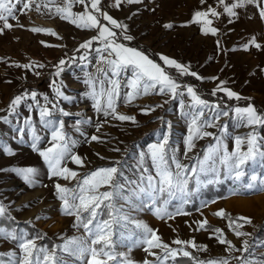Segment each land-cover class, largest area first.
Returning a JSON list of instances; mask_svg holds the SVG:
<instances>
[{
	"label": "rangeland",
	"instance_id": "374dc122",
	"mask_svg": "<svg viewBox=\"0 0 264 264\" xmlns=\"http://www.w3.org/2000/svg\"><path fill=\"white\" fill-rule=\"evenodd\" d=\"M233 2L234 0H225L228 4ZM36 3L42 5L39 12L35 10L34 5L32 10H25V14L17 12L18 22L10 20L13 28L5 30L4 34L0 35V203L7 206L13 221L25 222L42 232L32 237H42L36 240L38 245L53 248L62 245L67 239L85 235L82 227H74L76 223L74 216L63 214V202L55 190L57 183L70 189L75 188L77 180L81 177L99 168L117 166V161L121 162L126 176L136 179L133 165L139 154L141 152L147 154L153 144L162 142L164 136L168 137L169 154L175 149L178 158L191 168L195 160L202 158L207 148L216 141L212 136H206L195 142L196 147L188 153L187 158L183 155L186 150L184 141L188 135L191 119L183 113L196 111L188 107L192 102L187 96L186 89H184V97L175 100L169 95L153 92L137 98L132 103H126L125 94L130 89L126 83H122L120 97L116 101L117 111L134 116L137 123L122 122L111 116L106 118L102 112H97L90 97L91 88L84 83V80L86 73L98 75L97 68L105 66L99 62L100 54L95 51V48L102 45L94 43L89 50L77 51L80 44L97 35L96 31L77 28L69 21L55 15V8L64 7L67 0H56L55 4H49L47 8L43 7L47 0H36ZM209 8L222 13L219 18L210 17L213 20L211 26L218 29L215 36L203 34L201 26L192 22L196 11H206ZM71 11L81 13L84 11V6L74 3ZM102 12L126 25L127 34L133 37L131 41L124 40L121 30L116 29L117 42L142 51L152 60L151 57L155 56L168 74L181 85L193 87L202 99L207 100L211 105L220 106L219 109H204L205 116L201 117L202 120L213 118L217 110L229 112L228 116H221L216 121V127L206 129L219 136L220 126H227L225 143L229 151L234 150L237 136L244 138L253 131L250 127L237 125L233 110L251 104L258 112L264 113V21L260 20L258 9L254 5L236 9L238 15L231 18L223 12L219 0H205L203 4L201 0H142L141 3L132 4L126 0V7L114 4ZM104 23L107 25V21ZM168 24L172 27L166 28L165 25ZM34 27L50 29L56 35L47 32L34 33L31 31ZM253 37L261 44V48L258 49L250 43ZM245 45H248L247 50ZM81 56H86L87 59L80 60ZM160 56H166L187 66L190 72H195L202 79L192 75H181L176 69L165 65ZM73 57L76 58L75 62L72 61ZM61 59L67 63L63 65L64 71L56 76L57 65ZM23 65H31V67L25 68ZM120 79L121 81L131 79V71L123 73ZM221 82L224 88L234 91L241 99H229L223 91H217L213 95V91L221 85ZM61 83L63 84L61 90L70 97L67 101L55 95V88ZM33 91L38 94L36 102L25 98L15 113H10L9 105L13 98L25 93L30 97ZM97 91H99L98 81ZM44 97L70 113L65 117L52 109L53 119L57 122L63 120L64 132L76 142L72 152L83 160V167L75 164L71 159H67L63 165L79 174L76 179L65 180L51 176L44 159L32 148L33 130L41 137L38 145L40 150L52 146L51 129L46 128L41 122L37 106V104L45 106ZM180 99L184 100L183 109L180 106ZM29 104H32L31 110L28 108ZM46 106L50 109L52 107L51 104ZM145 107L155 110L144 114L141 109ZM5 118L8 122H5ZM26 119L31 120V127L24 123ZM78 121L80 123H77ZM98 126H100L99 131ZM255 130L264 137V127H257ZM92 136L100 139L92 141ZM9 150L12 154H9ZM146 164L151 174L155 175L150 159H147ZM29 167L36 170L32 177L35 183L31 186L21 176L10 171L14 168ZM224 172L221 167L220 181L225 180ZM246 172L248 175L255 173L262 176L264 168L258 162L255 164L249 162L246 165ZM200 178L207 180L211 178V174L207 177L201 175ZM244 179L247 181L248 176ZM191 181L195 191V177ZM227 190L228 193L223 197H215L210 201L199 200V208L193 212L184 210L185 203L182 204L179 200L172 201L169 211L175 212L182 204L183 211L187 213V215H176L173 219H158L154 214V207L142 205L139 201H136V206L133 208L125 200L117 198L115 206L122 213L128 214L131 219L157 230L163 242L168 243L172 248L178 247L173 244L175 239L195 241L198 246H207V251L192 248L187 250L198 260L209 261L228 257L229 254L225 251L226 245L219 244L211 231L196 230L199 227L198 222L207 220L210 228L222 229L226 239L239 248L242 239L257 240V233L261 230L260 225L264 221V191L245 190L234 183ZM188 197H185L187 202L190 201ZM221 209L231 216L251 218L252 224H246L242 229L251 235L237 239L229 230L227 221L215 215ZM37 217L41 218L37 219ZM102 218L108 217L105 215ZM1 223H5L6 226L10 221L0 218ZM0 227L4 226L0 225ZM4 228L13 229L9 226ZM21 230L26 232L24 229ZM130 230L136 234L128 239ZM139 234L134 224L114 226L113 239L116 242V252L126 254L135 264H143L145 259L154 260V257L144 252L143 246L134 245L133 242ZM12 251L19 255V249L14 243L0 239V253ZM153 251L162 255L159 249ZM255 253L257 256H262L264 247L256 248ZM58 255L61 256L63 264H85L87 259L82 260L59 251ZM239 255H241L239 252L232 253L233 257ZM4 259L7 260V257ZM231 264H239V262L231 259Z\"/></svg>",
	"mask_w": 264,
	"mask_h": 264
},
{
	"label": "snow or ice",
	"instance_id": "6c2138e0",
	"mask_svg": "<svg viewBox=\"0 0 264 264\" xmlns=\"http://www.w3.org/2000/svg\"><path fill=\"white\" fill-rule=\"evenodd\" d=\"M55 2L56 0H47L43 7L47 8L49 4H55ZM122 2L123 0H115L116 6H119ZM127 2L129 4L141 3L142 0H127ZM74 3L83 5L84 11L78 14L73 13L71 9ZM201 3H205V0H201ZM219 4L223 6V12L230 18L238 15L236 9L254 5L258 9L260 20L264 21V0H234L231 4L225 3V0H219ZM33 5L35 10L39 12L42 5L36 3V0H0V35L4 34L5 30L13 28L10 20L18 22L17 12L25 14V10H32ZM100 5L101 0H67L64 7L57 6L55 8V15L59 16L60 19L69 21L77 28L96 31L97 35L80 44L77 51L80 49L89 50L94 43L102 45V47L95 48V51L100 54L99 62L105 66L97 68L98 75L86 73L84 80V83L91 88L90 97L94 101L96 111L102 112L106 118L111 116L113 119L122 122L136 124L137 121L134 116L121 114L117 111L116 101L120 97L122 83H126V86L130 89L125 94L126 103H132L137 98L150 95L153 92L160 95H169L171 99L175 100L184 97V89H186L187 96L191 98L192 102L188 107L196 109V111L183 113L186 117H191L188 135L184 141L186 150L183 155L187 158L188 153L196 147L195 142L206 136H212L216 143L209 146L203 157L197 158L192 167L189 168L178 158L175 149L171 150V154H169L168 137L164 136L162 142L153 144L147 154L143 152L139 154L133 165V174L137 175L136 179H130L126 176L121 162L117 161V166L99 168L81 177L77 180L75 188L70 189L57 183L55 190L59 199L63 202V214L74 216L76 220L74 227H82L85 235L67 239L62 245L48 248L37 244L36 240L42 238L40 236L29 238L28 234L22 230L18 232L15 228L8 230L0 227V239L14 243L19 249V255L15 251L0 253V264H63L58 251L82 260L87 258L85 264H135L126 254L117 253L115 250L114 226L118 224L121 226L134 224L135 229L139 230L140 234L134 240V245L143 246L144 252L148 256L154 257V260L151 261L145 259L143 264H169V262L171 264H184V260L180 259L181 257L187 258V261H190L191 264H231V259L237 260L239 264H264V256H257L255 253L256 248L264 247V241L242 239L241 246L237 248L235 244L226 239L222 229L210 228L208 221L203 220L198 222L199 227L196 230L211 231L219 244L226 245L225 251L229 256L201 261L187 249L207 251V246H198L195 241L175 239L173 244L178 247L172 248L168 243L163 242L157 234V230L152 229L143 222L131 219L128 214L122 213L119 208H116L115 200L119 198L128 202L133 208L136 206V201H139L142 205L154 207V214L161 220L165 218L173 219L176 215H187L183 211L182 204L187 203L185 197L191 195L189 191L190 180L195 177V191H199L201 187H206L207 184L221 183L222 181L219 180L221 167L225 170V180H232L234 184L245 190L264 191V175L258 176L255 173L248 175L246 172V165L249 162L253 164L258 162L264 168V137H261L255 130L257 127H264V113L258 112L251 104L243 108H234L237 125L250 127L253 131L244 138L237 136L234 141V150L229 151L225 143L227 126H220L219 136L206 131L207 128L216 127V121L221 116H228L229 112L217 110L214 112L213 118L202 120L201 117L205 116L204 109H219L220 106L211 105L207 100L202 99L193 87L181 85L168 74L164 67L154 62L142 51L117 42L118 33L115 31L116 29L121 30L124 40L131 41L133 37L127 34L128 28L126 25L102 12ZM220 15L222 13L213 8L206 11H196L192 22L201 26L203 34L215 36L218 29L211 26L213 23L211 18H219ZM104 21H107V25ZM229 22H232L231 19ZM108 25H111V27H108ZM165 27L171 28L172 25L168 24ZM31 31L56 35L50 29L46 30L39 27H34ZM250 43L258 49L262 47L261 44L256 42L255 37L251 39ZM247 47L248 45H245V50H247ZM75 59L73 57L72 61L75 62ZM79 59L86 60L87 57L81 56ZM160 59L165 65L176 69L181 75H192L197 79H202L195 72H190L187 66L178 63L174 59L166 56H160ZM66 63L67 61L63 59L59 61L56 76L64 71L63 65ZM16 66L21 67V65ZM23 67L30 68L31 65H23ZM39 67H43V65H39ZM129 70L131 71V79L121 81V75ZM97 81L99 91H97ZM106 84L107 87H105ZM62 87V83L56 86L55 95L67 101L70 97L64 94L61 90ZM217 91H223L229 99H241L234 91L224 88L223 82L212 94L215 95ZM37 95L35 91L30 93V97L28 93L17 95L10 102V113H15L25 98H30L36 102ZM44 100L45 106L39 104L37 106L39 107L41 122L46 128L51 129L52 146L40 150L38 145L41 137L36 135L35 130H33L32 148L44 159L51 176L65 180L76 179L79 174L63 165L67 159H71L72 162L83 167V160L72 152L76 142L72 141L64 132L63 120L57 122L53 119L54 112L52 109L65 117L69 116L70 113L64 111L63 108H59L57 103L49 101L47 97H44ZM167 102L165 101V103ZM47 104H51V109L46 106ZM180 106L182 109L185 107L183 99H180ZM157 107H162V105H157ZM28 108L31 110L32 104H29ZM154 110L155 108L149 107L141 109L144 114ZM5 122H8L6 118ZM24 123L29 127L32 126L30 119H26ZM99 127H97L98 131ZM77 131H79V128H77ZM99 139L97 136L91 137L92 141H98ZM245 145L246 150H244ZM115 151H119V149H115ZM9 154H12L10 150ZM147 159L151 160L155 175L151 174L146 164ZM4 171L9 170L4 169ZM10 171L21 176L30 186L35 183L32 178L36 172L34 168H14ZM209 174H211V178L201 180V175L207 177ZM246 176H248L247 181L244 179ZM101 188L109 190L101 191ZM174 200H179L182 204L176 208L175 212H172L169 211V205ZM105 215L108 218L103 219L102 217ZM215 215L227 221L229 230L234 233L237 239L251 235L242 230L246 224H252L251 218L232 217L223 209L217 211ZM0 218L12 219L7 211V206L2 203H0ZM40 218L37 217V219ZM135 234L130 230L128 239H131ZM154 249H159L162 255L153 251ZM235 252H239L241 255L233 257L232 253ZM4 257H7V260Z\"/></svg>",
	"mask_w": 264,
	"mask_h": 264
},
{
	"label": "trees",
	"instance_id": "16d2710c",
	"mask_svg": "<svg viewBox=\"0 0 264 264\" xmlns=\"http://www.w3.org/2000/svg\"><path fill=\"white\" fill-rule=\"evenodd\" d=\"M153 60L161 65L160 61L155 56H152ZM221 183L216 184H209L206 187H202L198 192L193 191L192 181L189 182V191L191 192V195L188 197L187 203L184 204V210L187 212H193L196 211L199 208L198 202L199 200H213L215 197H223L228 193V187H230L233 182L231 180H221ZM235 217V216H232ZM10 224L6 225L9 226L11 229L15 228L17 231L24 229L26 230L28 237L32 238L36 235V233H42L41 231L34 229L32 226L28 225L25 222H15L12 219L9 220ZM1 226H5V223H1ZM261 230L257 233V240L264 241V221L261 223ZM264 256V254H261ZM184 264H191L190 261H187V258L183 259Z\"/></svg>",
	"mask_w": 264,
	"mask_h": 264
},
{
	"label": "built area",
	"instance_id": "2783aa9c",
	"mask_svg": "<svg viewBox=\"0 0 264 264\" xmlns=\"http://www.w3.org/2000/svg\"><path fill=\"white\" fill-rule=\"evenodd\" d=\"M115 4V0H101V11H104V9H108L110 6ZM120 6L126 7V0H123V2L120 4Z\"/></svg>",
	"mask_w": 264,
	"mask_h": 264
}]
</instances>
